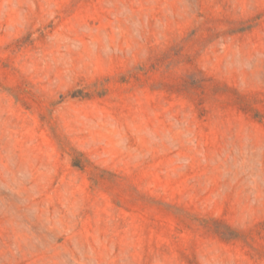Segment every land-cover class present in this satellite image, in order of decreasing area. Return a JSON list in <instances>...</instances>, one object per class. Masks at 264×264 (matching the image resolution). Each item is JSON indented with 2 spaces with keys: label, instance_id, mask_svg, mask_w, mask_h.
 Wrapping results in <instances>:
<instances>
[{
  "label": "rangeland",
  "instance_id": "1",
  "mask_svg": "<svg viewBox=\"0 0 264 264\" xmlns=\"http://www.w3.org/2000/svg\"><path fill=\"white\" fill-rule=\"evenodd\" d=\"M0 264H264V0H0Z\"/></svg>",
  "mask_w": 264,
  "mask_h": 264
}]
</instances>
